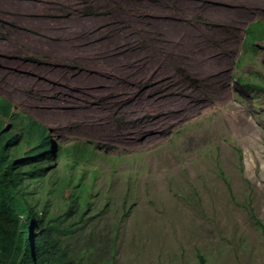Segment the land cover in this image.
<instances>
[{
  "label": "rangeland",
  "instance_id": "obj_1",
  "mask_svg": "<svg viewBox=\"0 0 264 264\" xmlns=\"http://www.w3.org/2000/svg\"><path fill=\"white\" fill-rule=\"evenodd\" d=\"M64 1L0 0V65L9 64L4 65L11 72L22 69L25 72L20 75L47 82L38 74L49 68V56L38 44H28L36 50H19L12 55L2 52L13 29L26 37L45 35L43 29H30L32 23L20 19L17 8L10 5L28 3L35 9L33 5L41 4L47 9L51 2L49 22H55L57 13V22L81 16L98 27L115 23L112 19L116 16L129 19L127 15L135 10L144 26L152 16L147 6L137 3L152 5L155 0H78L75 12L69 11L70 5ZM220 6L232 14L221 18L217 12L212 15L198 7L187 25L200 28V35L213 40L212 47L218 53L231 56L220 83L227 87V102L224 106L210 104L204 112L169 126L155 142L142 144L140 138L119 144L101 138L91 125L72 121L70 116L60 118L58 107L48 101L52 106L43 104L34 94L32 97V89L21 92L9 85L12 76L0 72V100L13 107V115L35 122L52 143V160L40 163L46 178L25 184L30 197H52L50 214L58 215L65 209L61 197H69L73 186L79 184L86 190L93 185L83 222L71 226L74 219L68 217L60 224L68 233L60 235L63 246L77 262L264 264V39L245 46L247 28L264 24V3L253 0L247 6L239 0H224ZM101 33L107 36L110 30L102 28ZM157 35L137 27L132 44L161 52ZM57 64L74 65L76 61ZM176 73L185 88L195 89L196 75ZM29 96L38 107L28 104ZM108 119L113 128L129 123L117 113ZM76 142L95 153L93 165L80 162L72 169L71 158L65 153L59 156V148ZM65 178L68 188L58 193Z\"/></svg>",
  "mask_w": 264,
  "mask_h": 264
},
{
  "label": "bare ground",
  "instance_id": "obj_2",
  "mask_svg": "<svg viewBox=\"0 0 264 264\" xmlns=\"http://www.w3.org/2000/svg\"><path fill=\"white\" fill-rule=\"evenodd\" d=\"M169 1L155 0L152 5L137 3L140 7L147 6V13L152 16L145 27L139 24L140 14L135 10L127 15L129 19L116 16L112 19L115 23L98 27L81 16L74 20L69 16L57 22V13L53 16L55 22H49L51 2L47 9L41 4L33 5L35 9H30L32 5L28 3L10 5L17 8L15 12L20 19L32 23L30 29H43L45 35L26 37L13 29L2 45V52L12 55L19 50H36L28 44H38L49 56V68L41 69L38 74L47 82L20 75L25 72L22 69L11 72L6 63L0 65V72L12 76L9 85L21 92L32 89V97L34 94L43 104L52 106L48 101L58 107L56 114L60 118L70 116L72 121L91 125L93 133L101 138L119 144H131L140 138L142 144L155 142L169 126L204 112L210 104L224 106L228 99L227 87L220 83L231 56L218 53L212 47L213 40H206L200 35V28L187 23L198 7L210 10L212 15L217 12L221 18L232 13L220 6L224 0ZM252 1L239 0L247 6ZM64 2L70 5L69 11L77 10L78 0ZM256 2L264 3V0ZM137 27L158 33L160 40L156 45L162 47L161 52L132 44ZM102 28L109 29V35L104 36ZM149 46L153 45L149 43ZM65 60L76 64H57ZM176 71L196 75L195 89L185 88ZM9 78L7 75L6 79ZM28 104L37 106L30 96ZM115 113L123 115L129 123L113 128L108 117Z\"/></svg>",
  "mask_w": 264,
  "mask_h": 264
},
{
  "label": "trees",
  "instance_id": "obj_3",
  "mask_svg": "<svg viewBox=\"0 0 264 264\" xmlns=\"http://www.w3.org/2000/svg\"><path fill=\"white\" fill-rule=\"evenodd\" d=\"M247 34L245 46H253L257 41H262L264 24L254 23L247 28ZM246 84L250 87L255 85ZM9 111L10 106L0 100V264H81L69 256L63 246L60 235L62 232L65 235L68 233L60 224L68 217L74 219L71 226L83 222L90 205L89 191L93 185L85 187L86 190L80 189L79 184L73 186L74 190L69 197H61L65 209L58 215L50 214L52 197H30L32 193L25 184L46 178L40 163L50 160L48 150L51 145L44 135L39 134L35 140L36 145L29 149L28 144L37 124L28 120L25 126L29 131L25 133L20 130V135L15 134L14 125L3 130L4 121L10 116ZM21 135L25 137L20 144L18 139ZM23 145H27L26 150ZM59 152V155L65 153L71 157L72 169L78 160L91 164L95 154L85 152L84 144L78 143ZM93 173L97 175V169ZM85 174L84 170L82 177ZM65 188H68L66 178L60 183L57 192L62 193ZM257 224L261 225L258 221ZM101 264L114 263L106 261Z\"/></svg>",
  "mask_w": 264,
  "mask_h": 264
},
{
  "label": "clouds",
  "instance_id": "obj_4",
  "mask_svg": "<svg viewBox=\"0 0 264 264\" xmlns=\"http://www.w3.org/2000/svg\"><path fill=\"white\" fill-rule=\"evenodd\" d=\"M12 109H13V107L12 108H10V111H9V118L7 119V120H5L4 121V127H3V130H5V129H7V128H9L11 125H14L15 126V131L16 130H21V131H24V133L26 132V131H29V128H28V130H27V127L25 126V124H26V121L28 120V121H31V122H33L32 120H30V119H27V118H25V117H19V116H16V115H13V113H12ZM24 121V126H21L20 124L22 123ZM6 122H9V126H6ZM35 123V122H34ZM36 124V123H35ZM33 134H34V136L30 139V142L31 141H33V143H32V147H31V145H29L28 144V147H29V149L31 148H34L33 146L34 145H36V138H37V136L40 134V135H44V137L46 138V140L48 141V143L51 145L50 147H49V150H48V152H49V155H50V157L52 158V153H51V147H52V143L49 141V139H48V137L46 136V133H44L43 131H42V129H38V125H37V128H35V130H33ZM18 135H20V133L18 134ZM23 136V137H22ZM24 135H21L20 136V138H22V140L24 139ZM22 143V142H21ZM20 143V144H21ZM77 143V142H76ZM75 144V143H74ZM78 144H83V143H78ZM73 146V145H72ZM25 147H27V145L25 146ZM71 147V146H70ZM67 148H69V147H67ZM62 148H59V151L61 150ZM84 149H85V152H88V151H90L91 153H93V151L92 150H88V149H86L85 147H84ZM60 153V152H59ZM64 154V153H63ZM62 154V155H63ZM62 155H59V156H62ZM70 157V156H69ZM93 157V156H92ZM50 158V160L49 161H46V162H50L52 159ZM71 158V157H70ZM72 160V159H71ZM93 161V160H92ZM80 162H83V163H86L87 164V162H85V161H83V160H78L77 161V163L79 164ZM78 164H77V166H78ZM88 164H90V163H88ZM90 165H93V162H91V164ZM76 166V165H75Z\"/></svg>",
  "mask_w": 264,
  "mask_h": 264
}]
</instances>
